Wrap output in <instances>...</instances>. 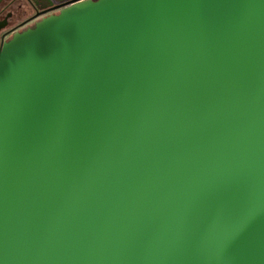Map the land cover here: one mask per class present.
<instances>
[{
	"label": "water",
	"instance_id": "1",
	"mask_svg": "<svg viewBox=\"0 0 264 264\" xmlns=\"http://www.w3.org/2000/svg\"><path fill=\"white\" fill-rule=\"evenodd\" d=\"M0 264H264V0H80L0 48Z\"/></svg>",
	"mask_w": 264,
	"mask_h": 264
},
{
	"label": "flooded vegetation",
	"instance_id": "2",
	"mask_svg": "<svg viewBox=\"0 0 264 264\" xmlns=\"http://www.w3.org/2000/svg\"><path fill=\"white\" fill-rule=\"evenodd\" d=\"M80 0H0V48L44 18Z\"/></svg>",
	"mask_w": 264,
	"mask_h": 264
}]
</instances>
